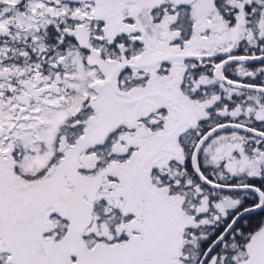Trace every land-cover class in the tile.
<instances>
[{
  "label": "snow or ice",
  "instance_id": "1",
  "mask_svg": "<svg viewBox=\"0 0 264 264\" xmlns=\"http://www.w3.org/2000/svg\"><path fill=\"white\" fill-rule=\"evenodd\" d=\"M0 264H264V0H0Z\"/></svg>",
  "mask_w": 264,
  "mask_h": 264
}]
</instances>
